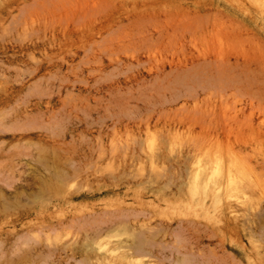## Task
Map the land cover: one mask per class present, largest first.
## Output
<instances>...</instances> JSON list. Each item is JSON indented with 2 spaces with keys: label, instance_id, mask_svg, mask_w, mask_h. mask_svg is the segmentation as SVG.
I'll list each match as a JSON object with an SVG mask.
<instances>
[{
  "label": "rangeland",
  "instance_id": "obj_1",
  "mask_svg": "<svg viewBox=\"0 0 264 264\" xmlns=\"http://www.w3.org/2000/svg\"><path fill=\"white\" fill-rule=\"evenodd\" d=\"M114 1L128 9L87 40L73 16L109 6L0 0V264H264V140L246 127L264 117L218 85L197 97L166 19L207 6L259 48L264 83V0Z\"/></svg>",
  "mask_w": 264,
  "mask_h": 264
},
{
  "label": "bare ground",
  "instance_id": "obj_2",
  "mask_svg": "<svg viewBox=\"0 0 264 264\" xmlns=\"http://www.w3.org/2000/svg\"><path fill=\"white\" fill-rule=\"evenodd\" d=\"M83 1L82 5L86 6L107 5L110 7L109 18L105 21L94 20L78 13L73 16L74 24L80 30L82 37L87 40L94 39L96 33H102L98 27L111 28L115 22V14L128 9L126 2L114 0ZM192 10L189 9L183 13L166 17V19H178L181 27L177 26L174 33H178L183 42L189 41L195 49L188 52L185 50L187 59L184 65L195 72V82L199 89L197 97L202 93H211V87L218 85L224 93L231 91L232 93L239 92L242 95L243 104L236 110L237 113L245 114L249 109L251 116H253L258 110L264 117V83L258 79L257 73L250 65V59L259 55V48L254 44H249L243 38L240 30L231 28L225 22L210 21L211 19L206 14L207 6H198ZM86 27H90V31H87ZM141 39L146 41V35ZM139 42L141 41H132L135 45ZM221 113L220 106V116ZM213 115H217L215 110ZM218 119L220 120V118ZM198 123L201 131L204 129L206 131L205 125L200 119H197L196 124ZM243 127L238 128L241 137L247 135ZM246 127L257 142L264 140V126L257 125L252 119ZM242 142L244 144L249 143L247 138L243 139Z\"/></svg>",
  "mask_w": 264,
  "mask_h": 264
}]
</instances>
